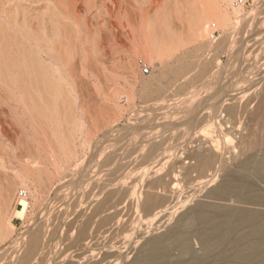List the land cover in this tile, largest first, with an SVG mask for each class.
<instances>
[{
  "label": "rangeland",
  "instance_id": "rangeland-1",
  "mask_svg": "<svg viewBox=\"0 0 264 264\" xmlns=\"http://www.w3.org/2000/svg\"><path fill=\"white\" fill-rule=\"evenodd\" d=\"M217 1V6L220 5L221 9L226 6L224 10L230 11L231 20L234 23L230 21L231 25L227 29L230 33L225 34L226 31L216 28L212 36L207 37L202 36L198 30L199 10L195 0H0L1 258L9 246L19 242L20 239L25 240L30 237L34 228L42 220H46L47 229L50 226L51 216L58 213L56 209L63 208L64 213H68L69 203L75 200V194L69 192L71 184L89 180L97 177L98 174V177L102 175V178H107L111 174L110 166H103L101 170L99 168L113 151L108 144L116 142L115 139L125 135L124 132H119L124 126L141 122L144 124L152 119L154 110L160 113L161 108L165 113L163 115L161 112L158 117L165 118V114L172 108L168 103H177V101L179 103L187 96L184 92L191 90L196 93L190 92L191 101L209 100L208 104L214 110L220 111V120L223 124L227 122L222 126L225 130L221 131L223 134L209 133L206 139L214 141L217 144L218 153L225 155L226 160H229L228 168L226 166L223 171L222 169L218 171V178L224 179L229 174L241 177L243 179L239 186L241 190L243 189L241 194L248 195L250 201L248 205L226 204L231 210L252 213V215L243 216L244 219L230 217L226 221L227 225L230 228L245 230L260 226V219L264 216V206L253 204H264V180H259L255 173L249 171L251 169L246 170L243 161L264 157V144L257 149L249 148L250 150L243 151L245 154L241 151L255 141V136L258 138L264 132L262 123L264 122V110L262 111L264 106L260 110L262 112L258 114L260 116L253 115L258 105L256 93L258 95L259 92L264 91V54L261 56L264 52V0H249L246 6L242 5L243 10L238 12L239 14H233L232 6L230 8L225 0ZM195 13L198 17L194 15ZM35 34L36 39L33 38ZM243 40H245L244 51L251 53L250 58L248 57L249 61L246 60L249 63L246 62L244 65L241 62L239 66L238 63L229 64V51L226 49L232 50L234 48L232 46L241 44ZM51 42L53 46L49 47ZM39 47L43 51L45 49L44 53L47 52L48 47L56 49L52 52L48 49L47 52L52 55L54 53L56 58L50 57L56 63L53 71L50 61L46 58L41 60L43 57L38 50ZM235 52L234 49L233 54ZM256 55L259 57L255 58ZM37 56L42 58L38 60ZM181 66L190 67L188 80H175L173 71ZM47 67L50 73L47 72ZM164 69L172 71H168L166 75L159 78L160 87L169 85L170 79H173L174 86L177 85L172 89L163 90L160 94H155L156 89L144 90V80L152 74L159 76ZM219 71L223 75L216 79ZM248 71L253 73L248 74ZM237 72L239 75L233 79V74ZM44 75L53 76L56 80L51 78L49 84ZM64 75L68 80L67 86H63L60 81ZM245 79L256 85L251 83L252 86L249 85ZM246 84L255 87H250V90ZM181 85L183 89L180 93L178 89ZM238 90L243 94H240ZM250 97L251 99L254 97L255 100L250 102ZM164 99L166 101H163ZM228 99L237 100L238 107L249 103L248 112L230 114L222 110L221 105ZM167 133L164 132V135ZM111 134L112 136L108 138ZM55 159H59L62 166L59 173L54 168ZM235 159L237 161L232 162ZM150 164L154 166H149ZM160 164L162 165L154 160L147 166L148 169L152 167L162 169L164 165L161 162ZM168 166L165 165L164 168L169 170ZM24 167H30L35 173L37 172L36 186L38 191L43 193V197L40 195V207H35L37 201L35 196L28 198L30 207L27 211L21 207L22 205L20 206V201L23 199L19 198V192L25 189L21 185H16L19 182L16 174ZM165 169L159 170L160 174L167 173L168 170L165 171ZM44 170L50 173L46 174ZM140 172L141 170L137 171V174ZM118 173L116 176H121L122 172ZM169 179L171 193L167 196L174 195L173 198L177 203L182 202L183 199H189L193 190L196 192L201 186L206 189V185L203 186L202 179L197 178L196 174L188 176L181 169L173 171ZM15 185V191L11 192L12 195L8 196L7 200V195L2 191L11 186L14 188ZM241 185L244 188L254 185L256 190L247 191ZM68 193L69 197L59 201ZM253 197H260L262 200L254 202L251 200ZM201 201L208 202L198 197L182 210H176L178 213L171 206L168 207L169 209L166 207L167 210L163 213L170 211V215L162 213L163 215L148 216L139 210L137 214L141 222L131 228L125 227L130 218L125 213L122 215V220L124 221L123 216H126L127 222L121 221L118 227L110 231L117 237L116 240L95 244L96 247L93 248L96 254L94 249V251H88L86 248L85 252L75 256L77 258L68 261L63 259L56 264L59 262L61 264H135L141 258L147 260V255L151 259V253H148L151 240L166 235L172 227L176 226L178 219L182 218L185 222L186 214ZM55 204L56 209H54ZM179 208H181L180 205ZM171 210L174 211L172 214ZM236 219L239 222H234ZM181 223L183 224L182 221L179 222L173 232V234L176 233L172 237L175 240H168V242L171 241L172 246L169 243L166 244L163 257L156 261L148 259L149 264L199 263L194 258L203 255V249L200 246L202 230L198 228L197 232L191 233L183 229L180 226ZM197 235L200 239L196 237ZM53 239L52 244L49 245V250H52V260L58 256V252H55L58 243L55 237ZM90 241L91 239H88L86 243ZM184 244L188 247L192 245V250L187 256L180 258V249L184 247Z\"/></svg>",
  "mask_w": 264,
  "mask_h": 264
},
{
  "label": "bare ground",
  "instance_id": "bare-ground-1",
  "mask_svg": "<svg viewBox=\"0 0 264 264\" xmlns=\"http://www.w3.org/2000/svg\"><path fill=\"white\" fill-rule=\"evenodd\" d=\"M216 1L217 0H195L196 6L198 7V10H199V15H198L199 16L198 18L199 19V29L198 30L200 31V34L202 36H207V37L212 36V33L214 29L216 28H220V30L223 29V31H226L225 34L230 33V32H227V29L231 25L230 23V21H232L231 13L230 11L224 10L226 6H224V8L222 9L220 5L217 6L216 4L218 1L217 2ZM225 2L229 4L230 8L232 6L231 10L234 12L233 14H235L243 10L242 5L246 6L248 0H244V1L225 0ZM220 9L222 10V12ZM223 10L225 12H223ZM190 14L193 15V12H191ZM194 15L198 17L196 13ZM3 18L6 19L5 17ZM194 19L196 18L194 17ZM9 31L10 30H8V32ZM173 36L174 35H172V37ZM33 38L36 39V34ZM53 41H56V40H53ZM244 43H245V40H243L241 44H236L232 46L234 47L232 48V50L230 48H228L229 50L226 49V51H229L228 52L229 59H230L228 62L229 64L238 63V66H239L241 62H243V64L245 65V63L247 62L246 60L249 61L248 57L250 58L251 53L249 54V52L244 51V48H245ZM50 46H53L52 42L49 45V47ZM40 47L38 48V50L40 51V54L43 57V59L41 60H44L46 58V60L50 61V65L53 71L54 68L56 67L55 66L56 63H54L53 58H50V57L53 56L55 58V56H54V53L52 55L51 53H47V52H48V49H49V52H52L53 49L55 48L48 47L47 52L44 53L45 49L43 51ZM234 49L236 51L235 54H233ZM263 54L264 52L262 53L261 56H263ZM42 57L37 56L36 59L38 58L39 60V58H42ZM251 57H254V56H251ZM256 57L258 58L259 56L256 55L255 58ZM256 62L258 61L256 60ZM250 64L252 65V63ZM35 66L37 67V65ZM43 66L45 67V65ZM48 67H47V72L50 73L51 71L49 72ZM41 69L43 68L41 67ZM245 69H246V66H245ZM168 71L171 72L172 70L164 69L162 70L159 76L152 74L149 77H147L143 83L144 90H148V89L155 90L156 89L155 94H160L162 93L163 90L166 91L167 88L172 89L173 87H175L177 84H175L174 86L173 79L169 80V85L160 87L161 83H160L159 78L161 76L166 75ZM189 71H190V67L188 66H185V67L181 66L177 68L176 70L173 71L175 74V80L177 81L188 80ZM41 72L43 73V71ZM248 72H249L248 74L253 73L252 71L251 72L248 71ZM217 74L218 75H216V79H219V76L222 74V72L219 71V73ZM237 75H239V72L233 74L232 78L235 79ZM45 78L47 82L49 83V81L52 80L51 78H54V77L47 75L45 76ZM190 79H193V78L190 77ZM194 79L196 80V77H194ZM54 80H56V78H54ZM242 80H244V78H242ZM245 80L247 81L246 83H248L249 85L255 84L254 82L253 83L251 81L249 82L247 79ZM2 81L4 80L2 79ZM60 81L63 86L68 85V80L66 79L65 75L61 77ZM44 83L46 84V81H44ZM52 84L53 83H51V85ZM241 85L243 86V84ZM251 86H248L249 87L248 89H250ZM254 87L255 86L251 88H254ZM241 88H246V87H241ZM241 88L240 90H245ZM182 89L183 88L181 85L178 91L181 93ZM250 90L248 91L246 89L245 91L250 92ZM190 92H193V94H196L193 90L185 91L184 94H187V96L184 97L183 99L181 98L182 100L179 101L180 104L178 103V101L177 103L176 102L168 103L169 107H172V108L169 110L168 113L165 114L166 115L165 118L161 119V117H158L160 116L159 114L161 112L163 113V110H161L162 109L161 108L160 109L161 111L159 110L160 113H158V110H154V112H152L154 113V115L152 116V119L147 120L148 122L144 124H142L141 122V123H137L134 125L131 124L130 126L129 125L124 126L123 129H121L119 132H124L125 135H123L121 138L115 139L117 140L116 142L108 144V146L113 151L107 156V158H105L103 165H101V167L99 168L101 170L103 166L108 165L112 169V171L110 170L111 174L107 176V178H104V177L102 178V175L98 177L99 175L98 174L97 177H92L89 180L80 181V182L76 181L74 182V184H71L72 186L69 192H72L75 194V200L72 203H69L70 209L68 210V213H64V210H62L63 208L60 209L62 211L57 210L56 209L57 206L55 204L56 207L54 206L53 207L54 209H56L58 213H54V215L52 216L50 215L52 217V219L49 217L51 219V220L49 219L50 226L46 229L47 222H45L46 220H42V222L39 223L34 228L30 237H28L25 240L20 239V241L18 240L19 242L16 241L17 243L9 246L8 250L6 249V252L2 255V258L0 257V264H56L57 261H60L63 259H66L67 261L72 260L73 258H77L75 256H78L80 253L85 252L86 248H88L87 249L88 251L89 250L94 251L95 248L93 247H96L95 244H98L99 242H104V241L111 242L115 238H117L116 236H114V234L112 235L110 231L111 229L115 228L116 226L118 227V225L121 224V221H123L122 215H125V213L130 216L129 221L125 227L131 228V227L137 226L141 222V219H139L138 214H137L139 210H141L142 212H144V214L148 216L155 215V214L163 215L167 213V212L163 213V211H166L171 206V208H173V210L177 212L179 210H182L183 207H186V205H189V203H191L194 199L198 197L203 198L204 200H207L208 202L201 201L199 203H196L194 208H191V210L186 214L185 222L182 220V218L181 219L177 218L178 219L177 222L176 223L174 222L176 226L172 227L171 230L166 235L160 238H155L151 240V247L149 246L151 249L149 248V251L147 250L149 254L151 253L150 255L151 259L149 258V256L147 255L148 253H147L145 254V256L147 255L148 257L147 260H143L141 258L140 260L136 261L135 264H149V260L156 261V260H159L161 257H163L162 254H165L164 252H166V246H167L166 244L168 243L170 244L171 241L168 242V240H172V239L175 240L172 237L176 233L173 234V232H175V229H176L175 227H178L179 222L181 221L183 222L184 225L181 223L182 225L180 226L183 227V229L185 228L187 231H190L191 233L197 232L198 228L202 230V231L200 230L201 231V240H200L201 245L200 246L203 249L202 250L203 255L197 256L196 258H194L195 260L199 262L198 264H204V263L205 264H264V216H262V218L260 219V223H261L260 226H254L248 229L246 228V230L230 228V226L227 225L226 223V221L230 217L233 218L235 216V217L244 219L243 216L252 215V213L250 212L243 213L242 210H235V211L234 209L231 210L230 207L226 205L227 203H237L240 205L241 204L248 205L250 204L248 203L250 201H249V198L247 197L248 196L247 194H246L247 196H244L241 194L243 191V189L241 190V188H239L242 182L241 177L239 178L234 174H231V175L229 174V175H226L224 179L218 178L219 176L217 175L218 171L220 172V169H222L223 171L224 170L223 168H225L226 166H227L226 168H228L227 164L229 160L228 161L226 160L225 155L223 156V155H220L221 153L220 154L218 153L219 151L217 148V144H215L214 141L206 140L208 139L207 135L209 133H214V134L217 133L220 135L223 134V132H221L222 130H224L222 129V126L226 125L227 122L223 124V122L220 120V114H219L220 111L214 110V108L208 104L209 100L206 101V100L199 99V101H196V100L191 101ZM239 93L243 94V92L241 91H239ZM256 96H257L256 102L258 105H257V109H254L255 112L253 115L260 116L258 114L264 110L262 109V107L264 106V91L259 92L258 95L256 93ZM254 97H252L253 99H251V97L249 98L250 102L251 100H255ZM163 101H166V99H164ZM246 104L247 106H245ZM248 104L249 103H245L243 107L242 106L238 107L239 105L237 106V100L231 101L230 99H228L225 103L221 105V109L226 110L230 114H238V113L245 114L249 110ZM261 109L262 111H260ZM262 123L264 125V122ZM164 132L165 133L168 132V133L164 135ZM199 134H201V136ZM111 136L112 134L109 135L108 138ZM263 144H264V132H262L258 138L255 136V141H253L247 147L245 146V150H242L241 152L246 151L249 148L251 150L257 149L258 147H261ZM242 147L244 146L242 145ZM233 152L235 153L236 151H233ZM54 158H58V157H54ZM236 159L233 160L232 162L234 161L236 162L237 161ZM55 160L56 161L54 163V168L57 170V173H59L62 166L60 164L59 159H55ZM154 160L158 161L159 165H162L160 164V162L163 163L164 166L169 165L168 166L169 170L165 169L164 166L162 168V169H165V171L168 170L167 173L162 172V174H160L161 172H159V170L162 171L160 167H152L151 169H148V166H147L148 163L149 162L151 163V161H154ZM135 163H137V165H135ZM243 163L245 164V167L247 168L246 170L251 169L249 171H251V173L253 174L255 173L256 176L259 177V180H264V157L257 158V159H246L245 161H243ZM154 164L153 165L150 164L149 166L151 165L154 166ZM218 165L219 167L217 168ZM177 169L179 170L181 169V171H184L185 174H187L188 176L196 174L197 178L202 179L201 183L203 182L202 183L203 186L204 184L206 185V189L205 187L201 186V188H198L199 189L197 190L198 192L197 191L194 192L193 190L192 196H190L189 194L190 196L189 199H185V200L183 199V201L179 203L175 202L173 198L174 195L167 196L168 194L171 193V180L170 179L168 180V178L171 176L173 171H176ZM139 170H141V172L137 174V171ZM44 172L46 174L50 173L47 170H44ZM120 172H122L123 175L121 173V176L119 175L120 177L116 176V173L120 174ZM16 175H17L16 179L19 181L18 184L16 185L17 186L21 185L22 187H24V189L26 190L28 194L27 198L20 201V205H22L21 207H23L24 210L27 211L30 207L28 198H31L33 196H35L37 200L35 207L36 208L40 207V204H41L40 195L41 197H43L42 196L43 193L41 194V192L38 191L37 186H36L37 182L35 181V178H37V172L35 173V171L30 169V167H26V168L24 167L23 170H20L19 173L17 172ZM248 177L250 179V176ZM245 179H248V178H245ZM209 184H211V186ZM16 185L14 186V188L11 186V187H7L5 191H2V193L7 195V198H6L7 200H8V196L10 197V195H12L11 192L15 191L14 189ZM208 185L210 186L209 188L207 187ZM241 186L243 187V185ZM34 189H35V192H34ZM245 189L247 191L253 190L255 189V186L249 185V186H246L244 190ZM163 194H166V196H163ZM69 196L70 195L68 193L63 198L59 199V201H63L64 198L69 197ZM251 200L254 202H257L258 200H262V199H260V197L259 198L253 197ZM173 204L175 205L173 206ZM179 205L181 206V208H179ZM253 205L264 206V204H255V203ZM166 207L167 209H165ZM168 212L170 213V211ZM173 212L171 210V214ZM49 213L51 212L49 211ZM169 213L167 214L170 215ZM171 216L173 217V215ZM123 217H125L124 221L127 222L126 216H123ZM124 221L123 223H126ZM237 221L238 219H236V221L234 222H237ZM198 235H200V233ZM198 235L196 237L200 239V236ZM54 237H55L56 242L58 243L57 251H55V252H58V256L55 257L56 259L53 258L52 260V257H53L51 255L52 250H49L50 248L49 245L52 244L51 241L54 240L53 239ZM88 239H91V241L88 242L89 244L86 243V240ZM226 239L228 240L226 241ZM186 245L187 244H184V247H181L180 249L181 250L180 258L187 256V254L190 253L192 250V245L188 244L189 247ZM53 248L55 247L53 246ZM95 254H96V250H95ZM117 258L118 260H120L118 256Z\"/></svg>",
  "mask_w": 264,
  "mask_h": 264
},
{
  "label": "built area",
  "instance_id": "built-area-1",
  "mask_svg": "<svg viewBox=\"0 0 264 264\" xmlns=\"http://www.w3.org/2000/svg\"><path fill=\"white\" fill-rule=\"evenodd\" d=\"M240 1H244V0H240ZM249 1V0H248ZM27 192H26V190H21L20 192H19V198L20 199H25V198H27ZM21 206V205H20Z\"/></svg>",
  "mask_w": 264,
  "mask_h": 264
}]
</instances>
